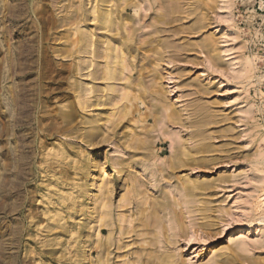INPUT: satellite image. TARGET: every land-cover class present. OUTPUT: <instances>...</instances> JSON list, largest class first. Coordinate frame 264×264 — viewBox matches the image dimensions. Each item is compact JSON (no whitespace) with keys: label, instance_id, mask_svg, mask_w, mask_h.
I'll return each mask as SVG.
<instances>
[{"label":"rangeland","instance_id":"374dc122","mask_svg":"<svg viewBox=\"0 0 264 264\" xmlns=\"http://www.w3.org/2000/svg\"><path fill=\"white\" fill-rule=\"evenodd\" d=\"M175 2L177 9L170 11L169 22L163 25L157 86L185 124L168 122L164 111L155 124L151 117L144 124H154L153 149L162 169L172 146H186L194 160L171 171L169 178V169L157 171L147 162L135 168L146 179L150 196L164 190L178 202L174 208L182 229L171 211H162L163 233L157 236L156 248L169 251L180 264H264V0ZM93 3L0 0V264H79L96 259L94 245L85 246L70 233L96 228L95 215L89 221L81 215V203L92 207L98 189L94 186L88 193L91 200L81 192L79 185L86 180L75 169L80 151L100 160L111 184L114 216L121 210L115 204L126 186L117 162L129 158L121 144L123 132L140 127L124 118L115 133H108L109 139L98 138V144L89 145L79 137L89 128L82 121L98 117L100 125L113 108L81 109L72 89L76 81H90L82 76L85 70L75 72L80 59L74 39L78 24L95 26ZM199 5L205 11L204 26L196 24ZM152 6L151 1L143 4V23L153 16ZM71 12L77 19L70 23L66 18ZM133 12L126 10L139 28L134 36L138 41L150 29ZM187 26L192 31L187 32ZM210 36L218 49L215 61L200 46ZM187 42L190 50H180ZM132 74L136 76L135 71ZM116 84L114 95L122 86ZM97 94L102 91L97 90L92 101H97ZM147 101L154 103L150 97ZM138 106L140 112L147 111L144 104ZM69 111L65 122L62 114ZM203 116L206 125L200 126L197 120ZM201 145L206 151L195 152ZM84 162L88 163L86 158ZM150 170L155 174L150 175ZM183 176L205 187L186 197L178 181ZM101 178L94 175L88 180L100 184ZM64 193H72L69 198L75 205L69 198L61 199ZM134 208L122 210L131 213ZM55 213H60L63 226L53 220ZM101 232L107 235L109 227ZM122 242L129 246L117 248L115 241L108 264H120L127 249L140 248V237L134 234ZM129 252L127 256L133 258L135 254Z\"/></svg>","mask_w":264,"mask_h":264},{"label":"bare ground","instance_id":"6f19581e","mask_svg":"<svg viewBox=\"0 0 264 264\" xmlns=\"http://www.w3.org/2000/svg\"><path fill=\"white\" fill-rule=\"evenodd\" d=\"M150 1L152 2L154 13L147 23H143L144 21L141 19L145 15L141 16L140 11L142 12L143 4ZM202 6H200V18L196 19V24L204 26L206 17L203 15L205 11ZM132 8L134 9V16H137L144 26L150 29L143 33L138 41H136L134 36L139 28L136 27L131 17L126 13L127 9ZM176 9L175 0H94V3L91 4L90 12L92 14L91 20L95 22V28H89V26L83 24L77 25V35L73 39L76 44L74 45L76 46L75 52L78 54L77 58L80 61L78 60L75 64V72L80 73L85 70L86 72L82 76L90 81L85 83L80 80V83H77V81L72 83V89L77 93L78 99L76 102H78V106L81 109L101 105H110L113 108L100 125L98 121L102 119L84 116L86 121L84 120L82 123L89 124V128L86 131H82L79 137L84 142L94 146L98 144V141H96L98 138L102 141L109 139L110 134L108 133H115L116 127L127 117L140 127L138 129L135 126L130 128L128 132H123L125 140L121 144L126 149L129 158L122 157L117 162L120 165V173L122 174L126 190L115 204L116 208L121 209L117 212L116 217L112 212L111 184L107 178H104L105 168L102 167L100 160L91 152L84 153V151H80L81 154H78L79 158L75 160V169L81 170L86 180L79 185V187L82 186L80 187L81 192L86 194V200L90 199L87 195L92 187L95 186L98 189V194L96 196L93 195L92 207H89L87 203H81L83 207L80 209L81 215H84L88 221L95 215L97 229L93 226L88 227L85 231L77 229L70 232L77 235L83 245H94L97 252L95 260L91 259L88 263L79 262V264H108L110 247L116 241L117 248H126L129 244L123 243L122 239L130 234L140 237V248L135 247V249L139 250L133 249L130 252L127 249L125 254L122 255L123 261L120 264H180L169 251L160 252L156 248L157 236L163 230L162 211L167 209L171 211L177 224L182 229L183 223L181 224V219L175 214L174 208V205H178V202L174 197H169L164 190H161L156 197L150 196V189L147 186L146 179L135 169L139 164L147 162L146 164L149 166L154 165L157 171L169 169L167 173L169 178L171 171L183 165H190L191 161L194 160L193 153L186 146H172L170 157H167L168 159L164 162L162 169V166H159L155 160L156 153L153 149L155 141L151 134L154 124L160 119L162 111H164L163 118L165 117L168 122L185 124L180 113L165 102L161 92L162 89L160 90L157 86L161 75L159 66L163 60L164 52L162 40L163 25H167V22H169L167 18L170 17V11L172 12ZM75 16L76 18L72 12L68 13L66 20L68 19V22L73 21V17L77 19V15ZM96 31H101V33L96 34ZM186 31H192V27L187 26ZM200 46L214 61L219 57L216 41L211 36L205 39ZM190 47L191 44L187 42L180 45V50H190ZM97 48H100V51ZM98 58L101 60H98ZM133 71L136 72V76H133ZM94 81L101 82L102 86L95 84ZM117 81L121 82V92L119 91L117 95H114L115 91H117ZM89 83L90 85H88ZM97 90L102 91V94H97V101H92L91 98L95 96ZM149 97L154 100V103H148L147 98ZM139 104H144L147 111L140 112ZM69 113L70 111L62 114V117L65 118L63 121L66 122L67 118H70ZM148 117L153 119V126L149 127V125L144 124ZM206 121V116L197 120L200 126H205ZM65 130H68V127H65ZM69 132L71 133V129H69ZM205 151L206 145H201L195 152L203 153ZM65 157L63 151H61L60 158L63 159ZM85 158L88 162L87 164L84 162ZM62 173L66 175L64 170ZM154 174L155 172L150 170V175ZM94 175L95 178L103 177L100 180V184H97L94 179L88 180V177L91 178ZM178 181L185 191L186 197L194 195L196 189L201 190V188L205 187L204 184L201 185L190 181L188 176L178 177ZM152 185L154 187V184ZM71 194L64 193L61 199L64 201L69 200ZM70 200L74 201L73 198ZM73 204L75 205L74 202ZM128 206H134L135 210L131 213L122 210ZM61 219L60 213L54 214L53 220L58 222L57 226H63ZM104 226L109 227V232L105 236L101 232ZM91 228H93L95 234L90 231ZM156 228H158V233ZM114 232L117 234V240L115 236L113 237ZM86 238L89 239L85 241ZM133 243H137V241ZM152 247L155 248L153 249ZM127 252L135 254L134 257H128ZM84 255L85 252L82 253V256Z\"/></svg>","mask_w":264,"mask_h":264}]
</instances>
